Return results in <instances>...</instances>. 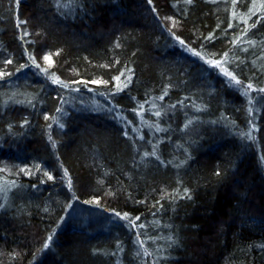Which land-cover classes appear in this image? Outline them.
<instances>
[{
  "label": "trees",
  "instance_id": "16d2710c",
  "mask_svg": "<svg viewBox=\"0 0 264 264\" xmlns=\"http://www.w3.org/2000/svg\"><path fill=\"white\" fill-rule=\"evenodd\" d=\"M0 73V264H264V0H0Z\"/></svg>",
  "mask_w": 264,
  "mask_h": 264
},
{
  "label": "snow or ice",
  "instance_id": "6c2138e0",
  "mask_svg": "<svg viewBox=\"0 0 264 264\" xmlns=\"http://www.w3.org/2000/svg\"><path fill=\"white\" fill-rule=\"evenodd\" d=\"M187 3H191L192 0H186ZM149 3H151V0H149ZM21 23H26L25 21H21ZM25 35H27V33H25ZM181 43H183V41H181ZM197 55H199L198 53H196ZM45 60H50L49 56H45L44 57ZM9 63H11V61H9ZM227 75H231L230 73H226ZM4 75V73H0V76ZM116 79H119V77H117ZM232 79H235V77H232ZM54 82H58V81H54ZM236 83H240L238 80L236 81ZM249 88L251 87V85L248 86ZM260 91H264V89H261ZM157 115H159V113H157ZM49 179H52L51 176H49ZM185 193H187V190H185ZM190 198V197H189ZM125 218H127V214H125ZM136 219H139V217H137ZM49 239H51V237H49ZM45 247H47V245H45Z\"/></svg>",
  "mask_w": 264,
  "mask_h": 264
},
{
  "label": "rangeland",
  "instance_id": "374dc122",
  "mask_svg": "<svg viewBox=\"0 0 264 264\" xmlns=\"http://www.w3.org/2000/svg\"><path fill=\"white\" fill-rule=\"evenodd\" d=\"M45 56H47L46 51L43 52V56H42V58H44ZM40 58H41V57H40ZM42 58H41V61H42ZM44 60H45V59H44Z\"/></svg>",
  "mask_w": 264,
  "mask_h": 264
}]
</instances>
